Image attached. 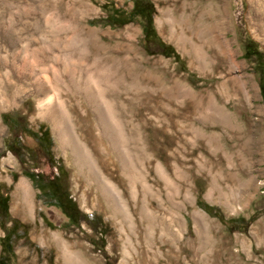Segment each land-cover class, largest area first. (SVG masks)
Here are the masks:
<instances>
[{"label":"rangeland","instance_id":"rangeland-1","mask_svg":"<svg viewBox=\"0 0 264 264\" xmlns=\"http://www.w3.org/2000/svg\"><path fill=\"white\" fill-rule=\"evenodd\" d=\"M132 1L0 0V54L9 33L6 30L10 29L20 43L29 34L35 44L41 34L53 43V32L32 34L21 30V26L50 27L54 14L61 21L83 28L85 40L89 39L88 31L95 30L104 47L102 54L108 60L133 52L137 81L133 123L137 130L132 134H146L150 148L147 153L152 163L161 161L171 180L166 185L150 168L148 180L154 194L149 203L153 214L149 232L137 213L140 202L135 208L126 185L117 183L135 227L128 226L122 212H114L99 191L85 181L70 152L60 148L47 114L38 115L36 99L26 86L16 96L15 103L0 106V193L7 195V217L0 216V240L6 231L10 232L5 249L0 242V264H264V107L259 94L260 74H264V20L255 15V2L215 0L224 6L226 27L221 32L212 25L213 17L200 14L199 7L204 0H148L154 9V31L172 48L178 57L176 60L173 56H164L166 49H160L150 36L144 41L142 18L134 16L119 26L108 24L107 16L113 9L124 12L121 19L127 18ZM197 28L202 31L198 33ZM181 31L197 47L207 50L205 70L196 67L188 45L176 41ZM222 37L229 44L232 68L228 75L242 81L241 93L233 90L231 84L225 90L220 88L222 72L211 66L213 38ZM69 40L74 46V40ZM249 42L255 56L245 58L244 47ZM91 49L94 52L93 46ZM118 72L125 73L123 63ZM0 81H4L2 76ZM174 81L191 89L198 98L196 104L185 97L179 105L160 89V83L171 86ZM5 87L0 85V94L8 97L15 87L12 84ZM129 94L119 87L117 100L124 103ZM215 102L228 110L225 123L214 119ZM72 103L76 105L78 101L72 100ZM189 105L195 106L191 111L193 117L185 119ZM172 109L182 112L173 127L170 123L173 117L169 116ZM120 116L127 118L122 111ZM191 125L195 127V136ZM43 130L48 138H40L41 147L24 132L39 136ZM171 134H177L179 142L168 147ZM13 138L19 142L18 158L7 150L15 141ZM48 141L49 149H41ZM137 147L140 154L141 144L137 143ZM97 161L116 183L117 174L109 163L102 166L99 158ZM27 173L43 181L57 176L76 206L74 223H68L58 209L49 206L48 199L42 197L44 190L38 189L26 177ZM22 178L30 185L25 194L17 191V183ZM187 193L191 202L185 197ZM25 200L32 206L31 213L28 207H20ZM170 202L182 206L177 209ZM200 203L207 210L210 208L209 213ZM171 212L180 213L179 225L169 224ZM215 213L220 217L212 216ZM240 218L249 220L244 230H237L241 226L239 221H229ZM53 234L81 262L65 261Z\"/></svg>","mask_w":264,"mask_h":264},{"label":"bare ground","instance_id":"bare-ground-1","mask_svg":"<svg viewBox=\"0 0 264 264\" xmlns=\"http://www.w3.org/2000/svg\"><path fill=\"white\" fill-rule=\"evenodd\" d=\"M204 1L205 3L199 7L200 14L213 17L212 25L223 32L226 27L224 6L222 7V4L215 0ZM253 1L256 4L255 15L264 20V0ZM57 15L54 14L53 24L50 27L41 28L36 24H23L22 29L20 28L31 31L32 34L41 31L53 32V43L42 34L37 44L33 42L31 34L20 43L13 36L12 29L6 30L9 33L5 36L6 43L3 46V53L0 54V76L4 81H0V85L7 88L5 86L12 84L15 88L8 97L3 93L0 94V106L7 105L9 102L15 103L18 93L23 91L26 86L28 89L30 88V93L37 102L38 115L47 114L60 148L64 152H70L85 181L99 191L106 204L112 207L114 212L117 210L122 212L128 226L135 227L131 223L130 214L127 212L128 206H126L122 191L120 192L117 183L122 182V185H126L134 207L137 208V203L140 202L137 213L145 222V230L149 232L153 219L149 203L154 194L148 180L150 168L154 169L156 175L166 185H170L171 180L161 161L156 160L152 163L151 155L147 153L150 148L146 141V134H132L133 130H137L133 123V112L135 113V109H137L134 105L137 81L134 72L133 52H129L123 58L108 60L102 54L104 47L99 43L101 38L95 30L88 31L89 39L85 40L83 28L70 22L61 21ZM200 31L202 30L197 28V32ZM182 33L181 31V35H177L176 41L183 45L187 44L189 50L194 54L196 67L199 70H205L208 64L206 61L207 50L200 46L197 47ZM68 34H70L69 37ZM58 36H62L64 39H60ZM70 38L74 40V46L69 44ZM227 42L223 37L219 40L213 38L211 66L217 67L222 72L220 77L223 80L220 88L225 90L227 84H231L233 90L241 93L242 81L228 75L232 63L229 59V44ZM91 46H93L94 52H92ZM121 63L125 66L124 74L118 72ZM119 87H123L130 93L124 103L117 100ZM160 89L179 105L185 97L190 98L188 100L192 104H196L198 100L197 96L192 94L191 89L179 81H174L171 86H166L162 82ZM72 100L78 101V103L74 105ZM187 108L189 111L184 116L185 119L193 117L191 111L195 109V106L189 105ZM121 111L127 115L126 119L121 118ZM181 113L178 109H172V112L169 113V116L173 117V119L170 118L171 126H175L176 119H179L178 116ZM228 118L229 113L226 107L215 102L214 119L225 123ZM141 125L139 129H141ZM143 126L146 124L143 123ZM190 130L195 136V127L191 125ZM173 137H176V140ZM178 142V135L171 134L168 147H173ZM137 143H140L142 147L140 154L137 153ZM97 158L103 164L102 166H105V162L109 163L112 171L117 174L116 183L100 168ZM173 166L177 167V164L173 163ZM108 171L109 169H107V173ZM29 189L30 185L26 179L22 178L17 183V191L20 193L25 194L29 192ZM173 190L175 194H178L177 189ZM185 197L190 200L188 193ZM159 200L162 202V198ZM168 200H170L169 197ZM25 201L20 207L22 209L28 207L31 213L32 206L29 204V200ZM170 203L177 209L182 206L181 203ZM194 214L199 216L196 211ZM179 215V212L176 214L171 212V223L169 224H178ZM119 230L122 231L121 228ZM171 232L173 233V231ZM53 237L59 241L61 256L65 261L67 259L75 263L81 262V259L79 261V258L73 255L70 249L68 250L67 245L62 242L60 237L56 234H53Z\"/></svg>","mask_w":264,"mask_h":264},{"label":"trees","instance_id":"trees-1","mask_svg":"<svg viewBox=\"0 0 264 264\" xmlns=\"http://www.w3.org/2000/svg\"><path fill=\"white\" fill-rule=\"evenodd\" d=\"M153 6L152 4L148 1V0H133L132 1V7L128 13V16L127 18H125L124 20L121 19L124 12L122 10H119V9H113L111 11V14L108 17V24H116L117 26L119 25H122L126 22H129L134 16H138L140 18L143 19L144 21V24L142 26V29H141V32H142V35H143V38H144V41L146 42L147 40V37L150 35L151 39L153 41H156L158 46L160 47V49H166V53H164V56L168 57V56H173L174 59L177 60V55L175 54V52L172 50V48L168 45H165L156 35L155 31H154V28L152 26V14H153ZM251 42H249L248 44H245V47H244V53H243V56L245 58L249 57L250 55H253L255 56L254 52H252V47L250 46ZM260 80L259 81V94L261 96V103L263 104V107H264V74H260ZM263 81V83H262ZM264 128V127H263ZM26 134L32 136L33 139H35L36 143L38 144L39 147L40 146V143H39V140L40 138H48L47 136V132L46 130H43L40 132L39 136H36V135H32V134H29L28 131H24ZM33 134H36V133H33ZM39 137V138H38ZM44 145V144H43ZM49 146H50V141L46 142L44 147H42L41 149L47 151L49 149ZM26 177H28L33 183L34 185L38 188V189H43L44 187H42L40 185V183L38 182L37 178L35 177L34 174L32 173H27L25 174ZM48 196L47 197H51L50 194H47ZM70 199V198H69ZM70 201L73 203V205L75 206L74 202L70 199ZM53 201H51L49 199V203H52ZM55 207H59L57 203L53 202ZM200 205V207L205 210V211H208L209 213V210L207 206L203 205V204H198ZM76 208V206H75ZM65 213V212H64ZM66 215V213H65ZM0 216L3 217V218H6L7 217V195L5 194H1L0 193ZM212 216H219L218 213H215V214H212ZM69 222L68 223H74V220L73 219H70L68 220ZM229 221H239L241 223V226L237 228V230H244L246 229V227L248 226L249 224V220H242L241 218L240 219H237V220H229ZM9 240H10V232L9 231H6V234L2 237V240H0V242L2 243V248L5 249V245L6 243H9ZM4 246V247H3ZM4 251V250H3ZM2 257L0 258V261H1Z\"/></svg>","mask_w":264,"mask_h":264},{"label":"flooded vegetation","instance_id":"flooded-vegetation-1","mask_svg":"<svg viewBox=\"0 0 264 264\" xmlns=\"http://www.w3.org/2000/svg\"><path fill=\"white\" fill-rule=\"evenodd\" d=\"M262 83H263V81H262ZM11 122L15 123V122H13V120H11ZM14 125L15 124H13L12 127ZM263 134H264V132H263ZM263 137H264V135H263ZM13 139H15V138H13ZM33 140H35V139H33ZM10 144H11V146L8 145L7 150L11 151L18 158L19 157L18 156L19 155L18 150L20 149L19 142H17L15 139V141L13 143H10ZM26 155H28V157H29V153H26ZM35 177L37 178L40 185L42 187H44L42 189V190H44L42 197L44 199H48V203H49V199L51 201L57 203L59 207H55L53 202L49 203V206H51V207L53 206L54 208L58 209L61 212V214L67 220H70V219L76 220V217H77L76 208L73 205V203L70 201V199H71L70 196L67 194L65 188H63V186L60 184V180L57 178V176L56 175L51 176L49 179H47L45 181H43L41 179L39 180L38 179L39 176H37V175H35ZM47 194H50L51 197H47L48 196ZM64 212L66 213V215Z\"/></svg>","mask_w":264,"mask_h":264}]
</instances>
